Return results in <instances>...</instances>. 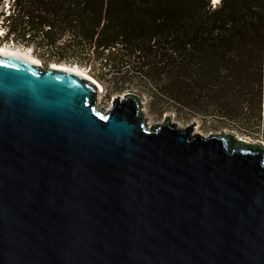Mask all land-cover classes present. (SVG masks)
Returning <instances> with one entry per match:
<instances>
[{
	"label": "water",
	"instance_id": "water-1",
	"mask_svg": "<svg viewBox=\"0 0 264 264\" xmlns=\"http://www.w3.org/2000/svg\"><path fill=\"white\" fill-rule=\"evenodd\" d=\"M37 59L0 52V264H264V144Z\"/></svg>",
	"mask_w": 264,
	"mask_h": 264
},
{
	"label": "trees",
	"instance_id": "trees-1",
	"mask_svg": "<svg viewBox=\"0 0 264 264\" xmlns=\"http://www.w3.org/2000/svg\"><path fill=\"white\" fill-rule=\"evenodd\" d=\"M7 8L5 9V4ZM0 42L45 64L88 67L111 93L134 88L264 134V0H0Z\"/></svg>",
	"mask_w": 264,
	"mask_h": 264
},
{
	"label": "rangeland",
	"instance_id": "rangeland-1",
	"mask_svg": "<svg viewBox=\"0 0 264 264\" xmlns=\"http://www.w3.org/2000/svg\"><path fill=\"white\" fill-rule=\"evenodd\" d=\"M211 2L214 3L213 0H211ZM4 5L6 6L5 7V9H6L7 8L6 3ZM213 5H215V4H213ZM2 8L3 7L0 6V10ZM0 22H1V18H0ZM2 31H3V29H2V27H0V33H2ZM2 46H7V47H10V48L18 49L19 51H25V52L30 53L31 55H33L32 54V48L31 47H26L23 44H16V43H14L12 41L0 42V47H2ZM42 63H44V62L42 61ZM60 63L69 64L70 62H60ZM47 64H49V63H47ZM70 64H75V65H77V67H80L82 69H86V70L89 69L88 67L85 68V67H82V66H80L79 64H76V63H70ZM89 74H90V72H89ZM102 87H103V85H102ZM127 90H134L138 94L141 95L142 101H143V104H142L143 114L147 118V122H148L149 125L154 124V123L162 122L164 120L165 115L169 114L170 117H171V120L173 122H175L177 124V126L186 127L189 124H194L193 125V130L195 132H199L200 134H203L205 136L208 135L209 133H216V132H220V131L232 130L229 127H227V125H226L227 123L226 122H222V121L217 120L216 118H212V117H208L206 119V121H205L202 117H200L198 115H194L190 111H187V110H184V109H178V108H176V107H174L173 105H170V104H167V105L165 104L164 107L153 108L150 105L149 98H148V96L146 94L141 93L140 91H137L134 88H130V89H127ZM127 90H123V91L117 92V93L108 94V92L103 87V90H102L101 94H99L97 96V98H96L97 106H101V107L107 109L108 107L111 106L112 100H113V98L116 95L122 96L123 93L125 91H127ZM232 131H235V130H232ZM237 135L244 136L248 140L258 141V142L264 144V134H259L257 136H247V135L245 136V135H240L239 133H237Z\"/></svg>",
	"mask_w": 264,
	"mask_h": 264
},
{
	"label": "bare ground",
	"instance_id": "bare-ground-1",
	"mask_svg": "<svg viewBox=\"0 0 264 264\" xmlns=\"http://www.w3.org/2000/svg\"><path fill=\"white\" fill-rule=\"evenodd\" d=\"M214 3L218 2V0H213ZM1 51H4V52H12V53H18L26 58H29L30 60H33V61H36V62H39V60L37 58H35L33 55H31L30 53H27L25 51H19L18 49H14V48H10V47H7V46H2L0 47V52ZM27 51V50H26ZM55 67H60V68H68L72 71H75V72H78L80 74H84L86 75L88 78L92 79L93 82H95L98 86V94H101L102 90H103V87L102 85L94 78L92 77L90 74H88L84 69L80 68V67H77L76 65L74 66H71L69 64H63V63H60V64H56L54 65Z\"/></svg>",
	"mask_w": 264,
	"mask_h": 264
}]
</instances>
